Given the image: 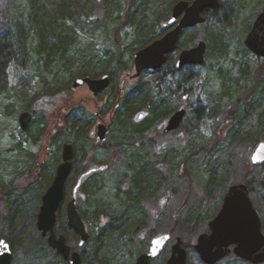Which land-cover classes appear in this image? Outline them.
Wrapping results in <instances>:
<instances>
[{"label": "rangeland", "instance_id": "rangeland-1", "mask_svg": "<svg viewBox=\"0 0 264 264\" xmlns=\"http://www.w3.org/2000/svg\"><path fill=\"white\" fill-rule=\"evenodd\" d=\"M85 1L0 0L5 21L0 39L26 27L34 34L25 49L27 54L15 46L17 54L0 71V240L7 241L11 213L20 212L18 223L14 222L18 226L14 238H20V244L12 250V264H69L49 249L34 219L62 162L66 143L74 146L77 158L66 187L68 195L57 215L56 233L65 236L71 248L80 250L85 260L82 264H135L139 255L148 252L154 237L170 234L171 243L153 261L166 264L175 240L180 238L186 248L194 244L208 230L228 189L243 184L246 177L253 179L250 198L264 232V166L250 162L256 145L264 142V81L259 83L264 78V59L250 53L244 44L264 0H221L218 11L207 13L204 25L183 36L179 51L166 66L156 74H144L141 83L129 78L134 73L139 39L146 33L154 37L163 34L157 39L162 38L170 18L160 16L179 0H137L136 18H126L124 0H107L108 4L92 0L84 13ZM67 3L72 5L75 19L65 24L77 29L72 47L77 53L92 47L89 57L97 77L93 74L90 78L116 71L117 63L104 64L117 52L119 32L121 55L118 52L116 59L125 69L116 71L117 93L127 95L143 85L149 94L148 105L130 120L117 122L112 112L107 115L111 86L97 97L87 86L73 89V81L81 78L77 76L80 59L72 57L75 51L63 58L54 55L49 62L46 48L58 42L49 22L43 25L46 48L37 49L41 34L30 28L34 15L37 19L42 14L50 16ZM201 41L208 46L204 64L174 72L171 67L179 53ZM104 70L108 74H100ZM181 109L186 110L181 128L167 134L168 119ZM24 112L33 117L27 132L19 122ZM139 113L143 114L141 120L137 119ZM98 114H103V122ZM100 123L109 126L105 142L97 140ZM42 129L46 136L39 135ZM235 132L245 141L231 139ZM102 166L109 168L88 177L79 191L78 211L85 218L90 239L78 248L79 237L66 221L72 182ZM45 175H52L48 183H43ZM61 214L66 233L60 226ZM110 215H127L126 222L132 227L123 234L117 229L96 253V234ZM137 226L142 228L140 236L135 234ZM189 264L201 263L192 255ZM220 264L250 263L230 256Z\"/></svg>", "mask_w": 264, "mask_h": 264}, {"label": "water", "instance_id": "water-1", "mask_svg": "<svg viewBox=\"0 0 264 264\" xmlns=\"http://www.w3.org/2000/svg\"><path fill=\"white\" fill-rule=\"evenodd\" d=\"M221 0H179L172 8L170 19L164 24L167 33L138 50L133 57L134 73L130 79H139L144 74H156L161 71L169 58L180 49V41L187 31L196 29L207 22L209 11L220 9ZM245 47L253 55L264 59V8L252 25L245 39ZM208 46L201 41L193 48L182 50L177 58L175 67L178 71L190 65H203ZM111 78L90 77L75 79L73 89L87 86L95 97L105 93L111 86ZM186 117V110L181 109L169 118L165 132H177ZM32 114L24 112L19 118L21 130L27 132L32 121ZM143 114L137 116L138 120ZM109 126L100 123L97 128V140L105 142ZM75 148L72 144L63 145L62 162L58 166L52 185L42 197V205L37 216V230L47 240L50 248L56 251L63 260H70V264H81V253L73 251L65 236L56 233L57 214L65 202V190L74 168ZM250 162L252 165L264 164V142H259L254 148ZM106 170L105 166L91 169L82 174L72 192V198L66 205V221L68 227L80 239L78 248H82L90 238L86 225L78 211V194L85 177L97 171ZM211 233L202 234L195 246L203 263L217 264L227 257L234 247L235 255L250 264H264V232L262 219L250 198V190L246 184L231 186L224 198L219 215L209 224ZM171 241L170 234L154 237L147 253L139 255L135 264H152ZM13 252L10 244L0 240V264H12ZM166 264H187V252L180 238L175 240Z\"/></svg>", "mask_w": 264, "mask_h": 264}, {"label": "trees", "instance_id": "trees-1", "mask_svg": "<svg viewBox=\"0 0 264 264\" xmlns=\"http://www.w3.org/2000/svg\"><path fill=\"white\" fill-rule=\"evenodd\" d=\"M188 1H194V0H188ZM91 2H92V0H86L85 1V5H84V8H83L84 13H86V11L88 10V7L91 4ZM136 2H137V0H124V5H125V9H126V11H125L126 18H129V17L130 18H136V15H137V13H136L137 10H135ZM104 3L108 4V1L105 0ZM175 4H176V2H174L173 4H170L168 7L165 6V5H162L163 7H167V8L164 9V11L162 12L160 17H162L164 19L170 18L171 12H172V8H173V6ZM58 8L59 9L57 11H53L52 14H50V16L49 15L45 16L44 14H42V18H40V19H37L36 15H34L32 21H31V25H30L31 29H33L34 31L38 32V34H41V35L38 36L39 37V45H38L37 49L39 50V52L45 50V48H46V39H45L46 35H45V30H44L43 25H47L45 23L49 22L48 25H50L51 30H53V32L55 33V37L58 39V42L56 44H53L51 48H46L48 50V52H49L48 53V60H49V58H52V56H54V55H56V56L61 55L62 56L61 58H63L66 55L71 54V53H73V51H75V49L72 47L73 43L71 42V40H73V38L76 36L77 29L74 26L73 27H71V26L68 27L67 24H65L67 22L70 23V22L74 21L75 12L72 11V5L71 6L68 5V3L67 4H63L62 6H60ZM3 13L4 12H3V9H2V4L0 3V30L3 29V27L5 26L4 14ZM91 21H93V20H91ZM91 21L89 23H91ZM34 27H37V28H34ZM28 31H29V29L27 27L24 30L23 29H18V31H16V32H14V31L13 32H8L7 35L5 34V36L2 39H0V71L8 65L9 60L11 59V57L13 55L17 54L16 50H14L15 46L19 47L20 51L22 53L26 52L25 49H26V47L28 45V42L31 39V37L34 35L32 32H28ZM67 31H70V32H67ZM188 32H190V31H187L184 35H186ZM116 34H117V36H116L117 40L115 42H116L117 52L113 53L110 56L109 60L105 62L104 66L107 67L110 64L115 62V63H117V66H116L115 70L118 71V70H122L121 68H124V67H120L121 65L118 64L117 59H116V58H118V52L120 53V50H121V42H120L119 32L117 31ZM162 35L163 34H161L159 37H161ZM159 37L158 36L154 37V36H152L149 33H146V34L142 35L141 38L139 39V42H138L139 45H138L136 50H139L141 48L146 47L147 45H149L151 42L155 41ZM208 43L211 46V40L209 41V39H208ZM91 49H92V47L88 46L83 51L78 52V53L75 51L74 55L72 54V57L80 59V63L77 65V67H78L77 76L78 77L85 78V77H89L91 75L93 76V74H94V77H97V76H95V72L92 69V67L93 68L95 67V65L93 64L94 61L90 60L91 56L89 57V55H91L90 53L93 54ZM26 54H27V52H26ZM120 55H121V53H120ZM96 57L98 58V56H96ZM49 62H50V60H49ZM105 67H104V69H106ZM171 69L174 70V72L178 71V70H176L175 64L172 65ZM116 71H114L115 73L114 72H109L110 73L109 76L112 79L111 80L112 81L111 88H110L111 93H112V96H111L112 98L109 101L110 103L107 104L108 110H107V108H105V109L107 110V113H108L107 115H110V113L112 112L113 113L112 114V119H113V116H114L115 120L117 122H119V121L122 120V118H123V120L124 119H126V120L129 119L130 120L131 116H133L135 113L140 112L142 109H144L148 105V102H149V99H148L149 96L148 95L149 94H148V90L145 88V86L138 85L135 88V90H133V92H131L130 94L125 95V92H124V94L119 96V94L117 93V88L119 86V82L117 83V81H116V79L119 76L116 75ZM262 73H264V71ZM100 74H108V73L106 72V70H104ZM141 81H142V78H139L137 80V83H141ZM263 81H264V78L263 79L261 78L259 83L260 82L262 83ZM138 105H140V106L137 107ZM158 109H160V108H158ZM156 112H160V110H157ZM101 115H103V114H101ZM95 117H97V116H95ZM120 126L123 129L125 128L124 124L121 123V122H120ZM39 135L46 136L45 129H42L40 131ZM224 135L222 137H224ZM239 136H240L239 132L231 133V139H233V140L238 139ZM238 141H245V139H244L243 136H241L238 139ZM97 144L98 145H103V144H101L99 142ZM76 158L77 157H76V154H75V160H76ZM259 166H264V164L259 165ZM108 168H109V166L108 167L106 166V170ZM251 171L252 170L250 168L249 171H248V174L251 173ZM86 172H84V173H86ZM84 173H82V174H84ZM93 174H91V175H93ZM90 176H87L84 179V182H83L82 187H81L80 190H83L85 188V185H86L85 181ZM51 177H52V175L51 176L45 175V178L43 179V183H48V181H50ZM78 178L76 180L73 179L74 182H72V183L76 184ZM137 180L135 181L136 186H138V184H139V182ZM251 180L253 182V179H251ZM251 180H249L248 177H246L243 180V183L248 185L250 193L253 191L252 190ZM75 184H74V186H75ZM65 194H66V196L68 195V189L67 188H66ZM128 197L132 198L131 195H128ZM8 201H10L9 198H8ZM19 213H20L19 211L16 212L15 214H14V212L11 213L10 216L12 217L13 222H12V224H10V223L8 224L9 233L5 237L7 239V241H8V243L11 245V249L13 251H14V249L16 247V244L17 245L20 244V241H19L20 238H17V239L14 238V233L16 232V228L18 227L16 225V223H18L17 221H18ZM126 217H127V215H124V217H115L113 215H110V217L108 218L109 220L107 222H105L103 226L100 227V232L96 234L97 237L95 239V242H96L95 244H96V247H97V250H98V251H96V253L101 251L102 243H105V239L107 237H109L110 235H113L114 233H116L117 229L118 230L120 229L119 230L120 234H123L124 231H125V233H126V231L128 233L127 228L128 227L131 228L132 226H128V224L126 222L127 221ZM82 218H83V220H85L84 217H82ZM34 219L37 220L36 219V214L34 216ZM22 220H23V218H22ZM15 221H16V223H14ZM60 226H61V229H62V233H66L67 227H66V224H65V221H64L63 214L60 215ZM135 229H136V233H135L136 235L140 236L141 233H143V232H141V229H142L141 227L137 226ZM22 231L26 232V230H24V229ZM49 249H51V248L49 247ZM53 252H55V251L53 250ZM56 257L60 258L58 255H56ZM60 259H62V258H60ZM82 260L85 261L83 256H82Z\"/></svg>", "mask_w": 264, "mask_h": 264}, {"label": "flooded vegetation", "instance_id": "flooded-vegetation-1", "mask_svg": "<svg viewBox=\"0 0 264 264\" xmlns=\"http://www.w3.org/2000/svg\"><path fill=\"white\" fill-rule=\"evenodd\" d=\"M98 119L100 120L99 122H103V117H102V115H99L98 114ZM167 125V124H166ZM227 193V192H226ZM226 193H225V195H224V197H223V200H222V204H221V208H220V210H219V212L216 214V216H214V218L212 219V220H214L218 215H219V213H220V211H221V209H222V205H223V202H224V198H225V196H226ZM211 220V221H212ZM210 221V222H211ZM210 222L208 223V230L206 231V232H204L203 234H210L211 233V230H210V227H209V224H210ZM202 234H200L199 236H198V238L196 239V242L194 243V244H192L191 246H189V247H187L186 248V246L183 244V247H184V249L186 250V252H187V264H189L190 263V258H191V256L192 255H194L199 261H200V263L201 264H205V263H203V261H202V259H201V257H200V255H199V253L196 251V248H195V246H196V244H197V242H198V239H199V237L201 236ZM171 241H172V236H171ZM171 241L169 242V244L171 243ZM168 244V245H169ZM167 245V246H168ZM166 246V247H167ZM165 247V248H166ZM234 247H232V252L227 256V257H225L224 259H222L221 261H219L217 264H220V263H222V262H224L228 257H230V256H234V259L236 260V261H240V262H245V261H243L242 259H240V258H238L236 255H235V253H234ZM72 251H75L74 249H72ZM164 251V250H163ZM162 251V252H163ZM171 251H172V248H171ZM160 256V255H159ZM158 256V257H159ZM157 257V258H158ZM156 259V258H155ZM155 259H153V261L155 260ZM153 261H152V264H153ZM65 262H67V263H69L70 264V260H68V261H65ZM81 264H82V259H81Z\"/></svg>", "mask_w": 264, "mask_h": 264}]
</instances>
